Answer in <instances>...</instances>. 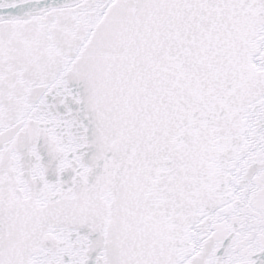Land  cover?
Instances as JSON below:
<instances>
[{"label":"snow or ice","instance_id":"obj_1","mask_svg":"<svg viewBox=\"0 0 264 264\" xmlns=\"http://www.w3.org/2000/svg\"><path fill=\"white\" fill-rule=\"evenodd\" d=\"M0 264H264V0H0Z\"/></svg>","mask_w":264,"mask_h":264}]
</instances>
